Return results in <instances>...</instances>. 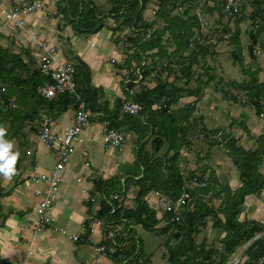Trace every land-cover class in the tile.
Here are the masks:
<instances>
[{
    "label": "trees",
    "instance_id": "1",
    "mask_svg": "<svg viewBox=\"0 0 264 264\" xmlns=\"http://www.w3.org/2000/svg\"><path fill=\"white\" fill-rule=\"evenodd\" d=\"M61 1L66 6H61L60 12L77 36L98 34L105 27L103 21L110 17H116L117 32L131 27L133 34L129 41L135 44L136 50L128 55L124 65L115 66L125 75L123 84L130 100L144 105L147 109L140 118H135L122 114L121 109L125 102L123 99L117 98L113 107L109 101H102L105 99V92L92 84L90 66L81 58L77 59V92L81 101L89 104L93 114L102 113L101 120L108 122L109 128H127L139 137L136 147L137 161L128 175H117L109 180L97 177L94 180L92 196L97 192L105 195L98 217L106 219L109 224L127 222L126 229L118 234L115 243L104 240L101 245L107 246L109 257L114 264H151L152 256L146 257L143 239L135 230L130 229V226L135 224L160 236L169 234L166 242L169 252L168 264H227L241 247L264 233L262 224L251 220L241 222L239 219L246 197L252 194L260 195L264 191V174L260 171V166L264 163V134L256 139V149L246 150L238 146L237 139L227 136L224 131L223 139L219 140L218 135L222 136V130H205L207 140L212 142L211 146L224 143L229 150L242 182L241 188L236 191L230 186H222L214 171L206 182L205 176L211 171L209 166L191 172L190 176L181 170L182 150L193 146L189 135L193 129L198 128L197 122L202 120V117L198 115L195 107H176L183 98L198 97L203 91L202 87L214 80L213 74L209 75V67L202 66L204 75L200 73L197 78L198 71H195V67L201 66V61H205L214 46L208 37H204L205 45L196 40L198 34L195 29H200L197 9L201 7L203 0H158L154 21L144 17L152 0H110L112 9L108 14L100 12L92 0ZM211 1H219L215 10L219 12V23L223 24L222 21L227 15L226 1ZM252 8L249 19L256 31L250 34L253 45L248 50L250 55L254 56L255 47L264 33V0H252ZM177 9L183 10L173 14ZM245 12L246 6L241 4L240 12L230 16L235 22V30L232 31L230 24H227L222 29L225 35L220 37V42H225V37L231 35L229 44L236 46L232 56L241 64L244 59L240 25L247 19ZM158 21L164 25L155 28ZM214 33L218 36L217 30ZM191 43H196L192 50L189 49ZM10 46L14 48L13 44ZM170 46L175 47V50L169 54ZM21 48L22 50L16 53L0 44V124L6 129L5 139L10 141L20 136L29 125L30 130L39 137V120L42 113L53 117L61 116L71 107L77 109L80 102L69 95L53 100L44 98L39 89L51 80L37 67L30 51L23 46ZM149 52H154L159 59L166 58L169 61V69L174 71L175 79L173 83H169L168 79H158L157 82L142 86L138 92L132 94L134 82L139 79L136 70L141 68L144 79L148 80L151 71L155 69L154 66L158 64L159 59L150 57ZM149 59H152L153 65L143 66ZM175 67L179 68L180 73L175 71ZM259 74L252 73L251 80L242 83L233 82L231 88L234 91H228L225 95L234 102L254 108L257 115L261 116L264 112V82H260ZM127 79L133 83L126 84ZM193 81L198 82L195 89L191 87ZM236 92L245 93L247 98H240ZM161 102H164L161 109L152 110L154 105ZM175 109L177 112L183 110L181 115H185V118L178 120ZM194 114L195 118L191 121ZM7 124L10 125L9 128L6 127ZM149 144L152 146V152L146 151ZM164 148H167V152L162 154ZM21 161L18 158L17 170L21 168ZM201 171L204 172L203 175L197 176ZM194 182H197L199 187L191 190L189 186ZM132 189L138 191L137 206L126 210V207H120V204L126 200ZM185 191L190 195V199L184 203L179 220L173 217L175 215H162L159 206L154 208L146 200L153 193L178 199ZM11 192L0 190V212L1 199L10 196ZM116 194H121V202L115 200ZM208 196H211L210 204L206 200ZM215 200L221 201L219 208L215 207ZM3 218L5 216L1 214L0 222ZM211 218L215 221L213 227L223 230L226 236L219 247L209 249L205 242L197 243L196 237L208 226ZM166 219L169 223L161 227ZM125 233L128 235L125 236ZM173 241L177 242L176 245H172ZM246 258L245 264H258L264 258V238L246 253ZM0 264L8 263L0 256Z\"/></svg>",
    "mask_w": 264,
    "mask_h": 264
},
{
    "label": "crops",
    "instance_id": "2",
    "mask_svg": "<svg viewBox=\"0 0 264 264\" xmlns=\"http://www.w3.org/2000/svg\"><path fill=\"white\" fill-rule=\"evenodd\" d=\"M0 1L2 2V6L5 7V6H9L10 2L13 0H0ZM21 2L25 4H29L30 0H21ZM44 2H45L44 11L37 12L34 15H28V14L25 15L28 29H30L33 34H37L40 37L44 38L45 40H47L50 44H52L55 47H56V44L53 42L54 38H49L48 31L57 32L58 33L57 39L60 42H66V43H68L67 41L70 42L71 40L70 38H67L65 40L66 37L63 36V33L65 31H70L69 29L73 30V28L68 25L67 26L61 25L60 22L59 23L57 22V20L59 21V19H63L67 21L66 17L61 14L60 9H59L61 8V6L64 8L66 4L63 3L62 1L58 3L59 0H48L49 3L47 2V0L46 1L44 0ZM0 19H4V21L8 23L9 26L12 28L11 24L7 21L5 16L2 15L1 11H0ZM0 27H2L1 23H0ZM4 31H6V29H0V38H3L5 36ZM12 32H13V28H12ZM13 35L14 36H12V34L10 35L12 37L11 39H7V37L9 36H5L3 39H6L7 41L11 42L14 45H15V42H17V45H18L20 44L18 42H22L23 40V41H26L23 43H26L27 45L28 39L25 38L23 35H20V34L16 35L14 33ZM74 36L75 38H73L74 39L73 43L78 44L79 38L76 36V34H74ZM95 44L96 45L99 44V41L98 42L96 41L94 45ZM260 55L261 54H259V56ZM60 56H61V52L59 50V60L61 62H69L65 58L64 59L60 58ZM116 60H120V59H116ZM85 62L88 64V61H85ZM88 65L91 68L92 84L97 88L103 89L105 92V99L102 101H109L111 103V106L113 107L116 99L121 97L116 92L117 85H113L112 92H108V90L112 86L113 77L111 75H105V74L102 76L96 77L94 75V68L96 65H93V64L92 66L90 64ZM113 66L115 65L113 64ZM173 81H174V78H173ZM173 81H171V83H173ZM121 84H123V80L121 81ZM141 87L142 86L138 87L135 85L133 92L134 93L138 92ZM207 87H208V84L204 85L202 89L204 90V88H207ZM239 94L237 93V95L240 97ZM125 97L126 99H130V98H127L128 97L127 94L123 95L121 98L123 99ZM193 98H196V99L194 100ZM183 99L181 101H183ZM185 99H191L189 101V104L187 103L188 105H182L181 103H179L180 108L176 107L177 109H187L189 107H193V108L197 107L196 109H198V105L200 103H197V102L199 101V98L187 97ZM123 100L125 101V99ZM205 104L206 103L204 102V105ZM239 105H242V103H240ZM242 108L244 111L246 108H251V107L242 105ZM73 109L74 111L69 109V111L66 112L65 114L61 116H57L59 118V125L55 129L57 132H64L67 128H69L72 125V121L76 113V108L73 107ZM197 111L199 112L200 108ZM221 111H224V110H221ZM205 112L207 115L211 114L210 111L206 110ZM235 112H237V109H235ZM102 116H103L102 113L100 114L92 113V124L90 128L87 129L82 134L81 142L77 144L79 155H80L79 158L77 159L78 163H74L73 166L70 163L69 168H68L69 170L66 171L67 176H66V173L64 176V182L61 188V193L57 199V202L55 203L54 214L52 216V224L64 228L67 231L66 234L56 233L55 231L50 230V229H47L46 232H43L39 235H34V233L30 231H25V232L21 231V226L25 222L36 219L37 208H38L39 202L42 199V197L45 195L44 185L33 182L32 178L38 177L43 174H49L52 171L55 165V162H56L52 151L49 148L47 147L45 148L43 145L40 146V144H38V141H40V138L38 136L36 137V139H33V137H30L32 138L33 142L32 143L29 142L30 143L28 147L29 151L26 154V157H24L26 158V160H24L23 158H20L22 160L21 165L24 168L21 170V173L20 172L18 173V177L15 180L16 188L14 192L13 191L11 192L10 196L1 199L2 211L0 212V215L2 214L3 217L5 216V218H3L0 222L1 224L0 226V256L6 263L8 264H24V263H27V264H91L90 263L91 258L94 257V261L92 264H114L111 257H105L101 254H98L95 251L96 246L101 245L104 242V240H106V228L108 227H106L107 225L105 224L98 225L96 223V220L106 221V219L98 217V214L102 206L101 203L105 199V195L103 193L97 192L95 196H92L93 191H94V180L97 177H101L103 180H109L117 175H128L129 172L132 170V168L135 166V163L137 161L136 147L138 144L139 137L138 135H136L135 136L136 138H134V132L128 130L127 128H123L122 130L126 131L129 135L125 143L120 147H111L109 149H105L104 147L105 127L103 125L104 122L101 120ZM220 116H221L220 120L222 119L224 120L222 121V123L218 124L217 126L212 127L214 128L213 130H209V127L205 126V124L203 123L204 124L203 132L205 133V135L207 134L205 130L209 132L215 131V130H222L226 133L227 136L233 137L237 139L239 143H242V147L244 149L253 150L254 147L257 145V143H255L256 139L264 134V131L256 130V133H255L254 130L253 131L251 130L250 126L248 127V124L253 121L255 126H257L258 129H261L262 123H264V119H256V120L252 119L251 120L248 114L246 115L241 114L240 121L241 122L243 121L242 122L244 124L243 128L245 129L248 128V132L249 130L252 131V132H249L248 134L250 145H247L246 143L242 142L241 140L243 139L242 136L236 138L234 137V135H232L233 132H231L228 129V127L230 128V126L232 125L233 126H235V124L239 125L238 123L235 122L238 119V117L236 116V113H233V112L230 113L227 111L226 116L224 117L222 115ZM263 116H264V112L260 117H263ZM194 118H195V114L193 115V117H191V121ZM204 118L205 117L203 116L202 118L203 121H205ZM222 125L224 127H222ZM245 129L243 131L244 133H246ZM133 138H134L133 148L135 151V158L132 154H130L129 151H127L126 157H125L127 161L123 160V161L117 162L116 164L114 155L117 154L118 151L122 152L123 151L122 149H124L126 142L129 140H132ZM31 145L33 146L30 147ZM47 152H50L51 156L54 157L53 158L54 164L52 165V167H48L47 165H44L45 168L41 169L40 166L42 165ZM90 154L94 155V157L96 154V158H90ZM231 164H232L233 169L236 170L237 168L234 165L233 160L231 161ZM78 167H79V173H77L76 176L74 177L73 171L75 168H78ZM260 171L264 174V163L260 166ZM235 173L236 172H232V174L226 175L225 177L226 178L229 177V179L227 180V183L221 184V185L230 186L231 189L234 191L241 188L242 183L240 180V174L238 170H237V174H238L237 176L235 175ZM19 176L21 179L19 178ZM228 182H229V185H228ZM7 185H9V182L4 181V183L2 184L3 187L1 186V189L5 193L10 191V190L4 189ZM137 192L138 191L136 189L135 190L132 189L128 193L126 200H124V202L120 204V207L124 206V208L126 207V210L136 208ZM153 194L157 196V193H153ZM148 197L146 198L147 201H148ZM121 200L122 199L117 200V201L121 202ZM215 201L218 202L217 205L215 204V207L219 208L221 205V201L219 200H215ZM152 206L156 208L155 205H152ZM113 212H115V210ZM161 214L163 215V213ZM239 219L241 222H245L248 220L256 221L264 226V191L260 195L252 194L246 197L245 203L242 205V213ZM214 222L215 221L213 220V218H211L208 223V226L205 229H203L201 234L199 235V236L202 235V242H205L209 249L212 247H217V246L219 247L223 239L226 236V233L223 230L215 229L213 227ZM126 223L127 222H121L117 224H121L123 228L126 229L127 227ZM162 223L168 224L169 221L166 219V221H163ZM138 228H141L143 230L141 226H138L135 224H132L130 226V229L135 230V232L139 236ZM77 231H79V233ZM127 235L128 234L125 233V236ZM73 236H81L82 238L85 239V243H79V242L73 241L72 239ZM94 239H97V241L95 242ZM247 245L248 244L241 247L231 257L228 263L236 261L238 257L242 254V252L245 250ZM29 251H31V254L27 258V253ZM94 251L98 255H96ZM246 253L239 260L237 264H245V262L247 261ZM261 261L262 259L260 260L258 264H264V263H261Z\"/></svg>",
    "mask_w": 264,
    "mask_h": 264
},
{
    "label": "rangeland",
    "instance_id": "3",
    "mask_svg": "<svg viewBox=\"0 0 264 264\" xmlns=\"http://www.w3.org/2000/svg\"><path fill=\"white\" fill-rule=\"evenodd\" d=\"M60 1L61 0H59L58 3H60ZM92 1L95 3V5L97 6L100 12L104 11L105 13L108 14L109 11L112 9V3L110 0H92ZM201 4L204 7H207L209 10L208 12H206L205 17L211 22V28L209 29L208 32L205 31V34H206V37H208V39L210 40L211 43H213L214 46L212 47L211 52L206 57L205 61L204 60L201 61V66L195 67V71H198V75H196V78L199 76L200 73L201 75L203 74L202 66H206L211 69L209 75L213 74L214 80L212 79L210 81V84H208V87L204 88V90L202 91L204 94L202 93L200 96L197 97L199 98V101L197 103H200L198 105V109L200 108L198 115H200L202 118L204 116L205 121L199 120L197 122L198 128L193 129V132L189 135V138L192 139L193 147L189 146L182 150V153H181L182 156L180 158L182 165L180 167H181V170L186 175L190 176L191 172H194L196 170L199 171L202 168H205L206 166L209 165L211 167V171H209L206 174L205 179H209L211 172L214 171L218 180L221 182V184H225L227 183V180L229 179V177L226 178L225 176L232 174V172H236L235 175L237 176L238 175L237 169L236 170L233 169L232 164H231L232 158H230L229 150L224 145V143L220 145L211 146L212 142L207 140V137L205 136V133L203 132V127H204L203 125L205 124V126L209 127V130H213L214 128L212 127L217 126L218 124L222 123V121L224 120V119L220 120L221 119L220 115L224 117L226 116L227 111H228L230 113L232 112L236 113V116L238 117V119L235 122L239 124V125L235 124V126L232 125L230 126V128L228 127V129L231 132H233L232 135H234V137L237 138V137L242 136L243 137V139H241L242 142L246 143L247 145H250L249 137H248L249 132H252L253 130L255 133H256V130L264 131V123H262L261 129H258L257 126H255V124L253 123V121L250 122L249 124L247 123L248 127L250 126L252 131L249 130L248 132V128L246 129L243 128L244 126V124L242 123L243 121L242 122L240 121L241 114L242 115L248 114L251 120L252 119L253 120L264 119L263 118L264 116L260 117L259 115H257V111L252 107L246 108L243 111L242 105H239L240 103L238 104L237 102H234L232 99H228V97H226L225 95V93H227L228 91H232V92L234 91L231 88V84L233 82L236 81V82L242 83V82L251 80L252 73H255V72L260 73L259 74L260 82H264V33L260 37V41L258 45H256L255 47V55L251 56L248 50V48L253 45L250 34L251 32L256 31L254 29L253 22L249 19V15L253 9L252 0H241V4L246 6L245 14L247 16V19L243 20L240 25L241 32H242L240 36V40H241V45L243 48L242 57L244 59V62L243 64L238 63L235 61V59L232 56V52L235 50L236 46L232 45L231 43L229 44V38L231 37V35H227V37H225L227 38V41L220 42V37L225 35L222 32V29L224 28V26H226L227 24H230L232 31L235 30V22L232 21V17L230 18V16L226 15L222 21L223 24H220L219 23L220 22L219 12L216 11L217 9L215 8V6L218 7L217 5L219 4V1H216L211 7L206 4L205 0H203ZM157 5H158V0H152L146 12L144 13V17L148 19L149 21L156 20L154 10L158 9ZM219 7H221V5ZM182 10L183 9H177L175 12H173V14L180 13L182 12ZM115 20H116V17L115 18L110 17L104 20L103 23L105 27L97 35H94V36H77L76 35L79 38L78 44L73 43L74 42L73 38H75L74 36L75 33H74V30L72 29H69L70 31H65L63 33V36L66 37L65 40L67 38L71 39L70 42L67 41L68 43L60 42L57 39L58 38L57 32H53V31H48V32H49V38H54L53 42L56 44V47H58V50H60L61 52L60 58H63V59L65 58L70 63L75 64L77 63L76 58L81 57L83 60L88 61V64H90L91 66L92 64L96 65L94 68V75L96 77L102 76L104 74L111 75L113 77V81H112V86L110 87L108 92H112L113 85H117L116 92L119 96L122 97L123 95L126 94V89L124 87V84H121L122 80L124 82L125 75L122 74L120 69H118L116 66H113V64H111L112 59H121L124 55H130L133 52H135L136 47H135V44H132L129 41V37H131V35L133 34L131 27H126L122 29L121 31L117 32L115 31V27H116ZM57 22L58 23L60 22L61 25L70 26V23H68V21H65L63 19H59V21L57 20ZM0 23L2 26L0 27V29H6V31H4L5 33L4 35L9 36L7 37V39H11L12 37L10 35L12 34V36H14L12 32V28L9 26L8 23L4 21V19H0ZM163 25H164L163 22L158 21L157 26H155V28H158ZM216 30H217L218 36H215L214 31ZM195 32L198 34V28L195 29ZM20 35H23V34H20ZM3 38H0V44L5 48H10V50L13 52H16V53L20 52L22 50L21 45H23L24 48L28 47V43L26 45V43H23L26 41L22 40V42H18L20 43L18 44L19 46L17 45V42H15V45L13 44L14 48H12L10 46L12 43ZM96 41L97 42L99 41V44L94 45ZM174 50H175V47L170 46L169 54L172 53ZM259 54L261 55L259 56ZM155 58L157 59L158 56H155ZM175 71L180 73V70L178 67H175ZM202 80H203V77H201V81ZM197 86H198V82L193 81L191 85L192 89H195ZM240 93L241 94L239 93L238 94L240 95V97H242V99L247 98L245 93L243 92H240ZM123 99H125V101L130 100V99H126V97ZM193 99L195 100L196 98H193ZM190 100L191 99L184 98L183 101H181L180 103L182 105H188ZM204 102L207 105L206 104L204 105ZM177 107L180 108L179 104L177 105ZM235 109H237V112H235ZM70 110L74 111L73 107H71ZM206 110L210 111L211 114L207 115L205 112ZM221 110H224V111H221ZM174 111H176V109ZM182 111L183 110L175 112V115L178 120L179 119L182 120L183 118H185V115H181L183 114ZM0 126L2 125L0 124ZM6 127L9 128L10 125L7 124ZM30 127L31 126L29 125L20 136H18L16 139L13 140L14 142L13 151L19 153V159L23 158L24 160H26V158L24 157H26V154L29 151L28 149L29 144L33 142L32 138L30 137H33V139H36L37 137V135L33 133V131L30 130ZM222 127L224 126L222 125ZM244 129L246 130L245 131L246 133L243 132ZM222 133H223L222 136L218 135L219 140L223 139V135L225 133L223 131ZM25 134L26 136H24ZM136 135L137 134L134 132V138H136L135 137ZM134 138L126 142L124 149H122L123 150L122 152L118 151L117 154L114 155L116 164L117 162H120L123 160L127 161V159H125L127 151H129L130 154H132L135 158V151L133 148ZM38 144H40V146L43 145L46 148L45 144H43L42 142L38 141ZM32 146L33 145H31L30 147ZM238 146L242 147V143L238 142ZM256 147L257 145L254 147V149H256ZM146 149H147L146 151L152 152L151 144H149ZM166 152H167V148H164V150L161 153L164 154ZM171 155H173V153ZM79 156L80 155L78 151L74 155V157H72V161L70 162L72 166L74 163H78L77 159L79 158ZM53 158L54 157L51 156V153L47 152L46 157L44 158L43 163L40 166V168L41 169L45 168L44 165H47L48 167H52V165L54 164ZM90 158H96V154H95V157L94 155L90 154ZM15 168H16V171L11 180H5L3 176H0V190H1V186L4 183V181H8L9 185H7L4 189L14 192L16 188L15 180L18 177L19 171H21L24 167L21 165L20 170H17V164H16ZM77 173H79V167L74 169L73 176L75 177ZM203 173L204 172L201 171L197 174V176H202ZM66 176H67V173H66ZM228 185H229V182H228ZM189 187L191 190H194L197 187H199V184L197 182H194ZM210 189L212 190V187H210ZM110 195L111 194L109 193V196ZM210 197L211 196H208L206 198L209 204H210V201H209ZM148 201L150 204L155 205L156 208L159 205L158 195L156 196L155 194H150L148 197ZM215 204L217 205L218 202L214 201V205ZM160 212L162 213V211ZM165 225L166 224H163V223L161 224V226H165ZM138 230H139L138 234L140 238L143 239V242H144V250L146 253V257L152 256L151 264H168L169 252L166 247V242L168 241V238L170 237L169 234L167 236H160L157 233L148 232L144 229L142 230L141 228H138ZM77 232L79 233V231ZM94 241L96 242L97 239H94ZM196 241L197 243H201L202 235L196 237ZM176 243H177L176 241H173L172 245H176ZM94 253L96 252L94 251ZM96 255L98 254L96 253ZM93 261H94V257L91 258L90 263L92 264Z\"/></svg>",
    "mask_w": 264,
    "mask_h": 264
},
{
    "label": "built area",
    "instance_id": "4",
    "mask_svg": "<svg viewBox=\"0 0 264 264\" xmlns=\"http://www.w3.org/2000/svg\"><path fill=\"white\" fill-rule=\"evenodd\" d=\"M210 7L214 4L210 0H205ZM225 12L228 16H233L241 10V0H225ZM45 9L44 0H30L29 4L22 3L20 0H13L9 6H2L0 1V11L6 17L7 21L13 28V33L23 34L28 39L27 49L30 51L37 67L43 71L50 78V83L42 86L39 89L40 94L49 100H53L59 96L69 95L75 97L79 102L76 109L72 125L64 132H57L55 129L59 125V118L50 116L46 113L40 115L38 134L40 141L49 148L55 157V165L49 174H43L32 178V181L44 185L45 195L39 202L37 208V217L34 220L27 221L21 226V231H30L34 235H39L46 232L47 229L53 230L56 233L66 234L67 231L57 225L52 224V216L54 214L55 203L61 193V188L64 182V176L69 168L72 157L78 152L77 144L81 142L82 134L90 128L92 124V112L89 104L82 102L77 92V68L75 64L70 62H61L59 60V50L57 47L51 45L47 40L37 34H33L27 27L25 15H34L37 12H42ZM208 8L203 5L197 9V18L200 25L196 40L198 43L206 44L204 37L205 31L208 32L211 28V22L205 17ZM62 16V15H61ZM63 17V16H62ZM201 35H200V34ZM196 43H191L189 49H193ZM148 55L155 56L154 52H149ZM128 55L123 56L122 59H112L114 65H124ZM159 59V58H158ZM153 65L152 59L143 63L144 65ZM149 75L148 80L144 79L142 69L136 70L139 75L138 81L134 82L136 86H146L150 83L157 82L158 79H168L169 83L175 79V75L169 69V61L166 58L159 59L158 64L154 66ZM130 79H127L126 84H132ZM134 91V90H133ZM132 91V94L134 92ZM164 102H161L152 107V110L161 109ZM146 107L134 100L125 101L123 103L121 112L124 115H129L135 118H140L146 112ZM105 127L104 147L109 149L111 147L122 146L128 138V133L123 130L109 128L108 122L103 123ZM208 179H206L207 182ZM196 181V179H195ZM124 182V180H123ZM204 186V184L202 185ZM159 207L164 215H175L177 220L181 216L183 205L190 195L185 191L180 198L175 199L171 196L159 194ZM121 194L115 195V200H120ZM98 225L105 224L106 227V241L115 243L120 232L124 228L121 224H109L105 220H96ZM73 241L85 243V239L81 236H73ZM98 254L109 257L108 248L105 245H98L95 248ZM31 251L27 253V258ZM261 263H264L262 259ZM27 264V263H24Z\"/></svg>",
    "mask_w": 264,
    "mask_h": 264
},
{
    "label": "clouds",
    "instance_id": "5",
    "mask_svg": "<svg viewBox=\"0 0 264 264\" xmlns=\"http://www.w3.org/2000/svg\"><path fill=\"white\" fill-rule=\"evenodd\" d=\"M6 129L0 126V176L5 180H11L15 174V165L19 158V153L14 152V142L5 139Z\"/></svg>",
    "mask_w": 264,
    "mask_h": 264
},
{
    "label": "water",
    "instance_id": "6",
    "mask_svg": "<svg viewBox=\"0 0 264 264\" xmlns=\"http://www.w3.org/2000/svg\"><path fill=\"white\" fill-rule=\"evenodd\" d=\"M264 237V233L261 235H257L251 242L248 243L245 250L242 252V254L238 257L236 261L230 262L228 264H237L239 260L245 255L247 251H249L258 241H260Z\"/></svg>",
    "mask_w": 264,
    "mask_h": 264
}]
</instances>
